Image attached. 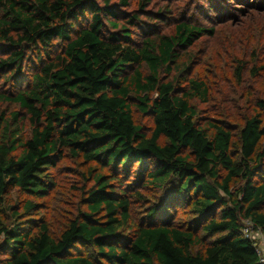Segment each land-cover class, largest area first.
I'll use <instances>...</instances> for the list:
<instances>
[{"label": "trees", "instance_id": "obj_1", "mask_svg": "<svg viewBox=\"0 0 264 264\" xmlns=\"http://www.w3.org/2000/svg\"><path fill=\"white\" fill-rule=\"evenodd\" d=\"M214 31L182 21L137 42L110 0H0V81L17 87L0 89V102L16 103L30 123L26 136L19 111L0 116V213L11 188L42 195L65 150L97 165L88 210L59 237L47 223L34 233L0 218V264H262L243 227L264 230V98L235 155L229 128L197 120L192 99L208 101L209 85L183 75L181 52ZM131 93L154 119L150 135L133 118ZM135 165L131 180L163 194L126 233L131 196L121 177ZM187 206L194 218L182 226L174 213Z\"/></svg>", "mask_w": 264, "mask_h": 264}, {"label": "rangeland", "instance_id": "obj_2", "mask_svg": "<svg viewBox=\"0 0 264 264\" xmlns=\"http://www.w3.org/2000/svg\"><path fill=\"white\" fill-rule=\"evenodd\" d=\"M97 1L100 4L106 2ZM110 2L116 5L118 21L133 30V39L137 42L148 35L172 34L182 21L214 28V33L204 35L181 52L185 65L183 75L207 82L210 88L208 101L192 99L197 120L204 125L217 121L229 128L234 136L233 152L237 155L245 119L262 111L257 100L264 98V71L260 69L264 64V0H149L145 6L140 5L141 0H130L129 6L121 5L120 0ZM132 15H137L139 20L133 25L127 23ZM88 22V17L84 16L80 25L86 26ZM36 66L33 56L25 71L28 77ZM143 71L148 72L145 67ZM14 86V83L0 81L3 91L14 92L17 90ZM138 98L135 93L130 94L132 115L136 124L150 135L154 119L139 109ZM14 111L20 112V126L29 136L30 123L25 110L13 102H0V116L4 114L10 118ZM96 167L81 155L65 150L50 169L46 191L38 195L11 188L5 195L0 218L10 226L19 223L34 233L42 223H47L52 235L59 237L72 219L88 210L86 192L94 183L90 170ZM136 170L135 165L133 176L121 177L124 187L129 184L126 193L131 196L129 226L132 227L121 229L126 233L145 220L150 207L160 202L163 194L151 182L132 181L137 175ZM30 203L33 207L28 209ZM174 216L175 222L182 226H187L194 218L188 206L179 209ZM94 250V247L81 245L77 248L78 252Z\"/></svg>", "mask_w": 264, "mask_h": 264}, {"label": "built area", "instance_id": "obj_3", "mask_svg": "<svg viewBox=\"0 0 264 264\" xmlns=\"http://www.w3.org/2000/svg\"><path fill=\"white\" fill-rule=\"evenodd\" d=\"M243 233L245 237L252 241L259 261L264 264V230L256 227L252 222L246 221L243 227Z\"/></svg>", "mask_w": 264, "mask_h": 264}]
</instances>
